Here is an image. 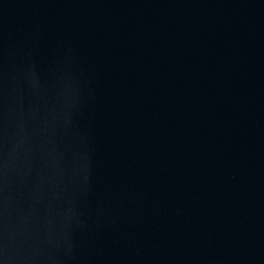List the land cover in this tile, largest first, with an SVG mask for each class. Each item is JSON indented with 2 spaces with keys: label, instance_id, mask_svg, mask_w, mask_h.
<instances>
[{
  "label": "water",
  "instance_id": "1",
  "mask_svg": "<svg viewBox=\"0 0 264 264\" xmlns=\"http://www.w3.org/2000/svg\"><path fill=\"white\" fill-rule=\"evenodd\" d=\"M0 264H264V0H0Z\"/></svg>",
  "mask_w": 264,
  "mask_h": 264
}]
</instances>
